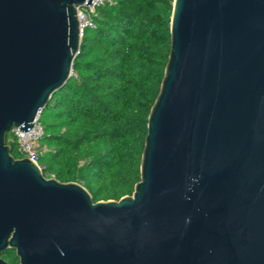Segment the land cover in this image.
<instances>
[{
	"label": "water",
	"instance_id": "1",
	"mask_svg": "<svg viewBox=\"0 0 264 264\" xmlns=\"http://www.w3.org/2000/svg\"><path fill=\"white\" fill-rule=\"evenodd\" d=\"M94 0H0V264H264V0H174L132 196L15 159L72 77Z\"/></svg>",
	"mask_w": 264,
	"mask_h": 264
},
{
	"label": "trees",
	"instance_id": "2",
	"mask_svg": "<svg viewBox=\"0 0 264 264\" xmlns=\"http://www.w3.org/2000/svg\"><path fill=\"white\" fill-rule=\"evenodd\" d=\"M173 1L108 0L96 8L72 77L40 113L47 179L81 184L94 203L132 196L170 53ZM8 144L19 159L18 145ZM3 259L19 264L15 252Z\"/></svg>",
	"mask_w": 264,
	"mask_h": 264
},
{
	"label": "built area",
	"instance_id": "3",
	"mask_svg": "<svg viewBox=\"0 0 264 264\" xmlns=\"http://www.w3.org/2000/svg\"><path fill=\"white\" fill-rule=\"evenodd\" d=\"M107 1L108 0H94L90 7L79 10L78 17L82 36L85 29L94 27L92 16L95 14L96 8L103 5ZM33 123V128L26 133L20 132L19 128H14L7 140V145H9L8 143L17 144L20 153L19 159H28L43 170L39 164V156L41 154L40 144L44 138L45 131L44 126L40 121V114Z\"/></svg>",
	"mask_w": 264,
	"mask_h": 264
},
{
	"label": "rangeland",
	"instance_id": "4",
	"mask_svg": "<svg viewBox=\"0 0 264 264\" xmlns=\"http://www.w3.org/2000/svg\"><path fill=\"white\" fill-rule=\"evenodd\" d=\"M42 146H43V145H42V144H40V153H41V148H42ZM43 153H44V151H43ZM49 178H50V177H49ZM50 179H52V178H50Z\"/></svg>",
	"mask_w": 264,
	"mask_h": 264
},
{
	"label": "flooded vegetation",
	"instance_id": "5",
	"mask_svg": "<svg viewBox=\"0 0 264 264\" xmlns=\"http://www.w3.org/2000/svg\"><path fill=\"white\" fill-rule=\"evenodd\" d=\"M8 263V262H7ZM18 263H19V260H18ZM9 264V263H8ZM20 264V263H19Z\"/></svg>",
	"mask_w": 264,
	"mask_h": 264
}]
</instances>
